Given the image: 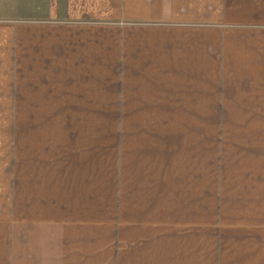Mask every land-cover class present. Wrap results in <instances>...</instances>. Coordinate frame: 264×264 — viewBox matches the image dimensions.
Listing matches in <instances>:
<instances>
[{"label": "crops", "instance_id": "0c3cea01", "mask_svg": "<svg viewBox=\"0 0 264 264\" xmlns=\"http://www.w3.org/2000/svg\"><path fill=\"white\" fill-rule=\"evenodd\" d=\"M0 264H264V0H0Z\"/></svg>", "mask_w": 264, "mask_h": 264}]
</instances>
